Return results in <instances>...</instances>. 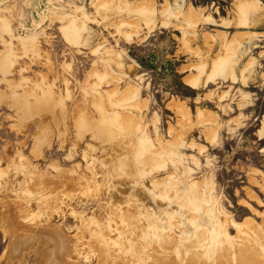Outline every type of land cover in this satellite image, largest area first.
<instances>
[{
  "label": "rangeland",
  "instance_id": "obj_1",
  "mask_svg": "<svg viewBox=\"0 0 264 264\" xmlns=\"http://www.w3.org/2000/svg\"><path fill=\"white\" fill-rule=\"evenodd\" d=\"M243 4L264 23V0H0V264L35 223L64 264H183L164 252L206 237L192 264H264V24Z\"/></svg>",
  "mask_w": 264,
  "mask_h": 264
},
{
  "label": "bare ground",
  "instance_id": "obj_2",
  "mask_svg": "<svg viewBox=\"0 0 264 264\" xmlns=\"http://www.w3.org/2000/svg\"><path fill=\"white\" fill-rule=\"evenodd\" d=\"M99 1V0H98ZM97 3V2H96ZM121 4V3H120ZM99 6H100V4H99ZM103 7V6H102ZM253 7V4L251 5V8ZM242 9V10H241ZM97 10H99V9H97ZM249 10H251L250 8H249V6L247 5V4H243V5H241V8H240V18H241V21L243 20V16H244V14L245 13H248L249 12ZM90 15H88V17H89ZM93 17H95V16H93ZM69 20V19H68ZM131 20V19H130ZM101 21V20H100ZM136 21V20H135ZM68 22V21H67ZM78 22V21H77ZM88 24V23H87ZM81 25V24H80ZM67 27H68V25H66ZM66 27V29H68ZM66 31V30H65ZM67 32V31H66ZM65 34H67L68 35V33H65ZM70 36V35H69ZM68 36V37H69ZM73 36V35H72ZM75 37V36H74ZM70 38H73V37H70ZM82 38V37H81ZM76 39V38H75ZM226 48V51H225V53L226 54H228L226 57H224V58H222L220 61H219V59L217 60V69H220V64L221 65H223V66H225V67H230V66H232V61H231V58L229 57V55H230V53H231V50L232 49H230L228 46L227 47H225ZM249 64V63H248ZM194 85H195V83H194ZM113 100V99H112ZM94 101V100H93ZM118 101V100H117ZM110 102V101H109ZM112 103L114 102V101H111ZM110 102V103H111ZM118 102H120V101H118ZM109 104V103H108ZM116 104V103H115ZM123 105V104H122ZM23 106V105H22ZM97 106V105H96ZM94 107H95V104H94ZM104 107H105V105H104ZM113 107V104H112V106L110 107V108H112ZM97 108V107H96ZM107 108V107H106ZM114 108V107H113ZM98 110H100V109H98ZM102 110V109H101ZM108 111V110H107ZM99 113H101V111H98ZM103 112H105V113H107L105 110L103 111ZM74 113V112H73ZM110 113V112H109ZM74 115V114H73ZM101 115V114H100ZM104 115V113H102V116ZM107 118V117H106ZM103 119H105V118H103ZM109 119H110V117H109ZM113 120V119H112ZM101 121V120H100ZM106 121V120H105ZM104 121V122H105ZM121 122V121H120ZM125 122H127V121H125ZM72 123V122H71ZM108 124V123H107ZM124 126H126L125 124H124ZM115 127V126H114ZM106 128V127H105ZM131 128V126L129 127V129ZM126 129H128V126H126ZM118 130V129H117ZM78 131V130H77ZM76 131V132H77ZM123 132H125L124 130H122ZM127 131V130H126ZM129 131V130H128ZM108 132V131H107ZM116 132V131H115ZM97 133V132H96ZM102 133V132H101ZM117 133V132H116ZM104 134V133H103ZM108 134V133H107ZM112 134V133H111ZM96 136H98V135H96ZM103 135H101V137H102ZM111 135L109 134V136L107 135V137H110ZM105 137V136H104ZM106 138V137H105ZM100 139H102L103 140V138H100ZM99 139V140H100ZM106 140V139H105ZM105 140H103V141H105ZM140 152V151H139ZM141 152H142V150H141ZM136 153V152H135ZM136 156H137V154H136ZM123 158V157H122ZM134 158V157H133ZM137 158V157H136ZM128 159V158H127ZM138 159H139V156H138ZM126 160V159H125ZM133 160V159H132ZM134 160H136V159H134ZM142 160V159H141ZM122 161H123V159H122ZM122 161H120V162H122ZM119 162V163H120ZM126 162H127V160H126ZM135 163H137V160L136 161H134ZM132 163V162H131ZM134 164V163H133ZM132 164V165H133ZM125 165H126V163H125ZM123 166H124V164H123ZM129 166H131V165H129ZM129 166H127V167H129ZM135 166V168H136V164H134L132 167H134ZM139 168V167H138ZM134 169V168H133ZM137 169V168H136ZM136 169H134V170H136ZM133 170V171H134ZM137 171V170H136ZM129 172H130V170H129ZM139 172V171H138ZM152 188V187H151ZM154 188V187H153ZM99 189V188H98ZM95 191V190H94ZM92 192V191H91ZM91 192H90V194H91ZM155 197H156V195H155ZM199 222L200 221H198V224H199ZM40 223V222H39ZM131 223V222H130ZM37 223H35V225H33V226H28L27 227V233L25 234V235H14L13 236V239L11 240V242H10V248H9V254H8V258H9V260H8V264H21V262H23V260L26 258V256H27V254H29L30 252H32L34 255H35V257H34V259L35 260H33V263L32 264H64V263H61V262H59V260L61 259V255L62 254H64V253H66L67 252V240H66V238H65V236L59 231V230H56V229H52L49 225H46V224H41V225H36ZM205 224V226H207V224L206 223H204ZM200 225H202V224H200ZM192 226H194V224L192 225ZM195 227V226H194ZM197 227H198V225H197ZM203 227H204V225H203ZM208 227H209V225H208ZM206 228V227H205ZM190 229V228H189ZM204 229V228H203ZM202 228H201V230H203ZM118 230H121V229H118ZM196 230V229H195ZM208 230H209V228H208ZM193 231V230H192ZM195 232V231H194ZM210 232H212L211 231V229H210ZM218 234H220L219 232H217ZM185 234H187V233H185ZM184 234V235H185ZM194 234V233H193ZM197 234V233H196ZM216 234V233H215ZM254 234V239H255V237H256V239H257V237L259 238V236H255V233H253ZM191 235H192V233H191ZM190 235V236H191ZM197 235H199V234H197ZM222 235H224V234H222ZM252 235V234H251ZM260 235H261V232H260ZM187 236V235H186ZM196 236V235H195ZM221 236V235H220ZM249 236H250V234H249ZM263 236V235H262ZM192 237V239H193V236H191ZM197 237H199V236H196V240H197ZM201 237H203V234H201ZM245 237L247 238L248 236H246L245 235ZM263 238V237H262ZM195 239H194V241H195ZM227 239V238H226ZM247 239H249V238H247ZM253 239V240H254ZM225 240V239H224ZM228 240V239H227ZM236 240V239H235ZM241 240V239H240ZM246 240V239H245ZM260 240V239H259ZM199 241V239L196 241V242H198ZM202 241V240H201ZM211 241H213V239H211L210 237H206V243L204 244V245H206V248H203V250H197V251H195V250H192V251H194L193 253L191 252V253H189L188 251H189V249H188V251H185L183 248H181L182 247V245H180L181 247L179 248V246L177 247L178 249L174 252L175 253V255H171L170 254V252H164L165 254V256L166 257H173V260L172 261H174V258H176L177 260L178 259H180L181 257L180 256H182L184 253L186 254V261H185V263H183V264H192L193 262H195V263H198V261H197V259H196V256L199 254V256H197V257H201L200 256V254H203V256L204 257H201L202 259H204V258H207L206 256L208 255L209 256V254H211V250H209L210 248L209 247H207V245L211 242ZM229 241V240H228ZM250 241V240H249ZM264 241V240H263ZM175 242V241H174ZM215 242V241H214ZM220 242L222 243V240L221 241H219V244H220ZM224 242H226V241H224ZM234 242V241H233ZM259 242H261V240L259 241ZM43 243H44V246H43ZM176 243V242H175ZM190 243H192V242H190ZM189 243V244H190ZM200 243V242H199ZM202 243V242H201ZM212 243V242H211ZM177 244V243H176ZM176 244H174V245H176ZM218 243H217V245H219ZM237 244H239V243H237ZM193 245V244H192ZM211 245V244H210ZM213 245H215V244H213ZM229 245H231V244H229ZM252 245V244H251ZM203 246V245H202ZM212 246V245H211ZM220 247H221V244L219 245ZM218 246V247H219ZM232 246H233V244H232ZM174 247V246H173ZM217 248L218 250H216V252H218L219 254H221L223 251L225 252V250L227 249L228 250V248L227 247H225V248ZM251 247V246H250ZM253 247V246H252ZM184 248H186V245H185V247ZM198 248V247H197ZM214 248H216V246H214ZM193 249H195V248H193ZM241 249V248H240ZM235 250H237V253L235 254V262H236V264H256V262H255V257H254V255L252 256V255H248L247 253H245V252H243V251H239V248L237 249V248H235ZM71 251V250H70ZM185 251V252H184ZM247 251V250H246ZM261 251V250H260ZM72 252V251H71ZM173 252V251H172ZM213 252V251H212ZM215 252V251H214ZM31 253V254H32ZM73 253V252H72ZM197 253V255H195ZM257 253V252H256ZM262 253V252H261ZM184 254V255H185ZM224 254V253H223ZM222 254V255H223ZM258 254V253H257ZM263 255V254H262ZM180 257V258H179ZM254 257V258H253ZM69 258V257H68ZM231 258V257H230ZM257 258V257H256ZM261 258H262V256H261ZM261 258L259 257V259L261 260ZM150 259H151V261H155L157 264H163V260L162 259H160V258H156V257H150ZM231 259H234V258H231ZM259 259H257V261H259ZM181 260V259H180ZM120 261L121 260H119V264H120ZM181 261H183V260H181ZM232 261V260H231ZM66 262V261H65ZM117 262V261H116ZM199 262H200V260H199ZM234 262V263H235ZM74 263V262H73ZM201 263H202V261H201ZM233 263V262H232ZM231 263V264H232ZM261 263V262H260ZM66 264V263H65ZM69 264V263H68ZM71 264V263H70ZM77 264V263H76ZM131 264H136V263H131ZM139 264H146V263H143V262H140Z\"/></svg>",
  "mask_w": 264,
  "mask_h": 264
},
{
  "label": "crops",
  "instance_id": "obj_3",
  "mask_svg": "<svg viewBox=\"0 0 264 264\" xmlns=\"http://www.w3.org/2000/svg\"><path fill=\"white\" fill-rule=\"evenodd\" d=\"M255 17L257 18V17H258V14H255ZM239 23H242V24H253V25H254V24H264V23H259V22L256 21V20H255V22L253 21V22H251V23H246V22L243 23V22L241 21L240 18H239ZM252 63H253V61H252V59H251V64H252ZM251 64H250V65H251ZM210 71H211V70H210ZM236 72H237V68H236ZM209 73H210V72H209ZM238 75H239V74L236 73V76H238ZM217 76H219V75H217ZM214 77H216V76H214ZM222 77H223V76H222ZM229 77H230V76H229ZM208 78H211V79H212L213 77L208 75ZM263 119H264V117H263ZM263 127H264V123H263V121H262V129H263ZM261 133H264V132H261Z\"/></svg>",
  "mask_w": 264,
  "mask_h": 264
}]
</instances>
